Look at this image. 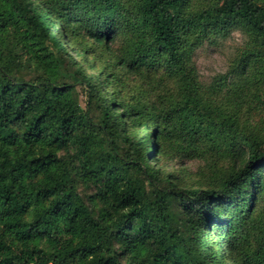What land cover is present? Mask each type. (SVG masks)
Returning <instances> with one entry per match:
<instances>
[{
  "label": "trees",
  "instance_id": "1",
  "mask_svg": "<svg viewBox=\"0 0 264 264\" xmlns=\"http://www.w3.org/2000/svg\"><path fill=\"white\" fill-rule=\"evenodd\" d=\"M232 27L264 111V0H0V264H264V128L193 59Z\"/></svg>",
  "mask_w": 264,
  "mask_h": 264
},
{
  "label": "rangeland",
  "instance_id": "2",
  "mask_svg": "<svg viewBox=\"0 0 264 264\" xmlns=\"http://www.w3.org/2000/svg\"><path fill=\"white\" fill-rule=\"evenodd\" d=\"M59 30L60 28L58 27ZM245 41L246 35L244 32L240 28L232 27L226 34L211 35L208 39H205L196 49L193 59L196 64L198 78L201 85L207 90L209 100H213L218 105L226 98L224 103H226L228 110H239L241 116L245 115L249 117L254 125L259 123L264 128V111L261 108L252 107L250 109L248 103L242 101V104H238L237 100L228 95L231 89L236 87V84L232 83L233 76L231 74L234 63L245 45ZM76 58L81 59L79 57ZM225 79L227 80L226 85L224 84ZM74 96L86 108L87 98L81 86L76 87ZM126 149L125 146H122L120 153L125 155ZM226 163L227 160H220L218 162L219 165L227 166ZM166 165L168 170L175 172V175H181L183 173L187 176L184 170L180 169L181 166H184L185 171L190 174L187 179L194 181V183L207 182L209 176L205 174L212 171V169L206 167V161L199 157L192 159H189V157H177L174 161L168 162ZM78 187L80 192L85 196L94 192V188L84 183L82 179L79 180ZM222 249L223 247H218L219 251Z\"/></svg>",
  "mask_w": 264,
  "mask_h": 264
}]
</instances>
